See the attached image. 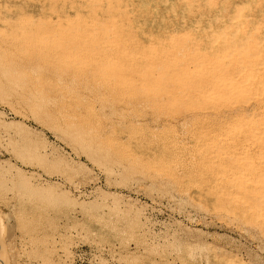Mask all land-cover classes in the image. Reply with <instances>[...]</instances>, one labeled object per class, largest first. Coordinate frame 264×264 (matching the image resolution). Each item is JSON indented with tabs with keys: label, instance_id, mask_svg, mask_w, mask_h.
<instances>
[{
	"label": "rangeland",
	"instance_id": "obj_1",
	"mask_svg": "<svg viewBox=\"0 0 264 264\" xmlns=\"http://www.w3.org/2000/svg\"><path fill=\"white\" fill-rule=\"evenodd\" d=\"M4 2L0 264H264V0Z\"/></svg>",
	"mask_w": 264,
	"mask_h": 264
},
{
	"label": "bare ground",
	"instance_id": "obj_2",
	"mask_svg": "<svg viewBox=\"0 0 264 264\" xmlns=\"http://www.w3.org/2000/svg\"><path fill=\"white\" fill-rule=\"evenodd\" d=\"M87 1H92V0H87ZM123 1L124 0H99L98 6L100 11H97V13L108 14L113 9V6H111V4H120L123 3ZM132 1L128 0V2L131 4L128 6L129 10L135 9L134 6L136 4ZM93 3L94 5L96 4V2ZM138 4L144 5L146 4V0H141V2ZM88 6L93 7V4L89 3ZM3 8L5 12L3 18L5 25L7 27H14L19 23L22 16L28 15V10H30V5L28 3V0H5Z\"/></svg>",
	"mask_w": 264,
	"mask_h": 264
}]
</instances>
